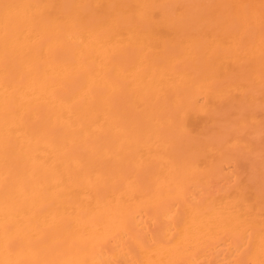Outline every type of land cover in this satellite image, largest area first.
<instances>
[{
	"label": "bare ground",
	"instance_id": "1",
	"mask_svg": "<svg viewBox=\"0 0 264 264\" xmlns=\"http://www.w3.org/2000/svg\"><path fill=\"white\" fill-rule=\"evenodd\" d=\"M0 264H264V0H0Z\"/></svg>",
	"mask_w": 264,
	"mask_h": 264
}]
</instances>
